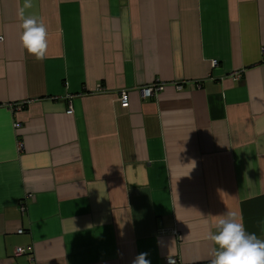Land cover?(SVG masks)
Listing matches in <instances>:
<instances>
[{"label":"crops","instance_id":"0c3cea01","mask_svg":"<svg viewBox=\"0 0 264 264\" xmlns=\"http://www.w3.org/2000/svg\"><path fill=\"white\" fill-rule=\"evenodd\" d=\"M23 4L0 0V264H211L227 211L264 240V0H33L43 60Z\"/></svg>","mask_w":264,"mask_h":264},{"label":"clouds","instance_id":"9594fccd","mask_svg":"<svg viewBox=\"0 0 264 264\" xmlns=\"http://www.w3.org/2000/svg\"><path fill=\"white\" fill-rule=\"evenodd\" d=\"M33 7V0H24L23 6L18 10L17 15L22 22L20 27L23 29L20 39L30 55L43 60L47 55L48 32L42 18L34 13L26 14V10ZM212 227L216 232H209L208 239L217 245V250L211 264H264V240L257 238L255 233L249 234L246 231L239 213L227 211L219 216ZM147 256L146 252L138 254L132 264H151L146 259Z\"/></svg>","mask_w":264,"mask_h":264},{"label":"built area","instance_id":"2783aa9c","mask_svg":"<svg viewBox=\"0 0 264 264\" xmlns=\"http://www.w3.org/2000/svg\"><path fill=\"white\" fill-rule=\"evenodd\" d=\"M213 65H215V61L212 62ZM165 86V83L163 82H153L151 84H149L148 86L142 87L139 91L142 94V96L144 97H153L155 95H157V93L159 91H161ZM119 100L121 102L122 106H127L128 105V92L126 90H122L119 93ZM71 106H69V110L68 112H71ZM19 233L22 232V230L18 231ZM23 249L22 248H17L16 249V253H20L22 252ZM163 264H182L178 258H176L175 256H171V257H167L165 258Z\"/></svg>","mask_w":264,"mask_h":264}]
</instances>
